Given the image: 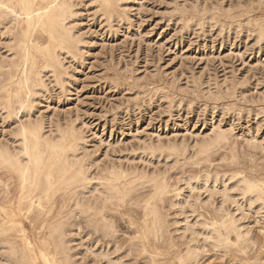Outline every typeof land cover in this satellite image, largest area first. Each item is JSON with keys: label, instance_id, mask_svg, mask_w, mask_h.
I'll use <instances>...</instances> for the list:
<instances>
[{"label": "rangeland", "instance_id": "obj_1", "mask_svg": "<svg viewBox=\"0 0 264 264\" xmlns=\"http://www.w3.org/2000/svg\"><path fill=\"white\" fill-rule=\"evenodd\" d=\"M69 2L77 51L59 56L58 77L37 59L42 81L36 74L34 91L10 105L24 25L0 15V148L16 150L29 120L45 138L73 127L87 180L56 193L47 215L34 207L8 218L1 209L14 208L18 178L0 165V225L16 227L0 242L17 241L19 228L42 240L61 215L71 264H264V0H120L110 20L95 0ZM33 39L46 44L44 33ZM216 130L221 142L201 155L196 143ZM247 180L262 200L240 190ZM111 185L134 192L109 201L101 193ZM1 243L0 264H12Z\"/></svg>", "mask_w": 264, "mask_h": 264}, {"label": "bare ground", "instance_id": "obj_2", "mask_svg": "<svg viewBox=\"0 0 264 264\" xmlns=\"http://www.w3.org/2000/svg\"><path fill=\"white\" fill-rule=\"evenodd\" d=\"M95 1H97V3H98L97 6L99 7L100 11L102 12V16L105 17L106 20H110L112 17H114L118 13L120 0H95ZM2 13H4V15L6 13H9V15L12 13H14L17 16L19 15V17H21V21L24 25L21 28L20 38L18 39V42H19L18 45L21 49L20 54L22 56V60H21V66H22L21 73L22 74H20L22 76L17 77V75H15L17 77V79L12 81L13 84H15L17 87L16 91L14 93L13 92L10 93L7 89L5 90V91H8L7 96H5V97H7L6 98L7 101L5 102V104L8 102V104L10 105V103H12V100L14 99V97H15V99L18 98L19 96L26 97L27 95L29 96V94L32 93V90L34 91V88L32 90H30L29 85L32 84L31 83L32 81H34V83H35L37 75H38V78L40 76L41 70L38 71V74L36 73L37 75L35 74V76H33V72L35 70L37 71V68L35 69V67L38 65L36 62L37 59L41 58L43 60L44 64L41 67L45 66V68H48L49 71H51L54 74L53 77L54 76L58 77V75H57L58 74V68H60L59 67V61H60L59 56H62L61 55L62 53H67V54H70L72 56L74 53L73 51L76 50L75 45H77V43H76L77 41L74 38L75 37L73 35L74 33H72L73 31L71 29V25L68 26L69 25L68 20L73 13L72 12V6L70 5L69 0H0V15ZM35 32H41V33H44L46 35V44L44 46H40L33 39V34ZM15 34H17V33H15ZM35 38H37V37H35ZM15 40H14V43H16ZM45 68H41V69H44V71H45ZM18 70H20V69H18ZM17 73H18V71H17ZM59 76H60V73H59ZM39 80L42 81V77L39 78ZM26 100H27V98H26ZM27 101H29V99ZM17 104H18V102H16V105ZM12 105L13 104H11V106ZM16 105H14V106H16ZM14 106H13V108H14ZM16 107H15V109H16ZM21 107H23V105H21ZM11 114H12V112H11ZM30 121L31 120L27 121V123H25V124L23 123L24 124L23 126H21L22 125L21 124L19 126V129L17 128L18 129V136H19L18 137L19 138V140H18L19 145H18V148L16 146V148H17L16 150L14 149V151H9L7 147L0 148V165L7 167L11 172L15 173L16 177L18 178V196L15 198V201L13 202L14 208L11 211L2 210L3 207L1 209V211H3V212H1V214L3 213L8 218L10 216H14L16 214L25 215V214L31 213L33 211L34 207L40 208L41 210L44 211V213L46 215L49 214L50 211L52 210V207L54 204L53 198L56 195V193H58L59 191L66 192V191H69V190L75 188L78 185V183H80L84 180V177H85L84 176L85 170H84L83 165H82L83 163L80 161L81 159L78 160L75 156L76 155L75 153L77 152L76 151V144L78 146L79 140H78V136L76 135V131L74 130V128L73 127H67V128L64 127L65 129L61 130V131H58L59 129H57L58 133L55 132L56 135L55 136L53 135L54 137L45 138V137H43L44 133L41 131L42 125L41 124L39 125L36 121L33 123ZM215 129H217V128H215ZM217 130H219V129H217ZM217 130L214 131L213 133H211L210 137L207 136L206 137V138H208L207 140L203 139V140H201L200 143H198V144L196 143V147L198 145V148H197L198 152L199 153L201 152L200 153L201 155H202V153L205 154L210 149V147L212 145L221 142V140L223 138V133H222V131H217ZM16 132H17V130H16ZM214 147H216V146H214ZM77 149H78V147H77ZM198 156H199V154H198ZM206 156H208V155L206 154ZM204 157H202V158H204ZM205 158H207V157H205ZM112 175H114V174H112ZM108 176L106 175V177H108ZM116 177H117V175H116ZM116 177H112L110 182H112V181L114 182L116 180L119 181L120 177L117 179H116ZM155 177H152V179L153 180L156 179ZM160 179H162V178L160 177ZM85 180H87V179H85ZM156 180L154 181L153 185L156 187L157 191H159V190H161L160 188L163 187V185H161L162 180H161V182L159 180L158 181H156ZM134 184H136V183H134ZM253 184L254 183H252V182L250 183L249 180H247V183H246V181H243V182H241V185L239 184V186L241 187L240 190H242L246 193L248 192L251 195L254 194L255 196L258 197L260 195L259 190H258L259 187L257 188ZM134 186L135 185H133V187L122 189V190H120L121 188L115 190L113 185H111V187L108 186L109 187L108 189H106L107 187L105 186L106 188L103 189V192L102 193L99 192V193H101L105 199L108 198V200L109 199L112 200L111 198H113L114 201L117 199L118 201L122 202L126 196H129L130 192L132 193V191L134 190ZM132 188H133V190L131 191ZM156 189H155V191L152 189V191L157 192ZM105 190L108 193H106ZM76 193H77L76 189H74V191H72L70 194L68 193L69 197L67 195H65V196H67L66 198L71 199L72 197H75ZM131 193H130V195H131ZM148 195H149V193H148ZM158 195H159V193H158ZM100 198H103V197L101 196ZM105 199H104V201H105ZM156 199H157V196H156ZM64 200L66 201L65 202L66 204L70 203L66 199H64ZM260 200H262V199H260ZM150 201H151V199H149V202ZM149 202H146L145 205L143 204V207L145 208V211L147 214H153V213L155 214L154 209H156V208L153 209V207H154L153 203H149ZM263 202H264V199H263ZM78 203H79V200L76 199L75 206L78 205ZM93 205H94V202H93ZM101 205H103V204H101ZM79 206H81V205H79ZM63 207L65 208V206H63ZM5 209H7V207ZM78 209H80V207ZM73 212H71V213H73ZM57 214H56V216H57ZM61 214H62V212H61ZM93 215H94V213H93ZM72 216H73V214H72ZM89 216H90V213H89L88 217ZM58 217L64 218L61 215ZM68 217L69 216H67V218ZM54 218H55V216H54ZM154 218L156 219V216L153 215V219ZM59 219H57V220H59ZM149 219H151V218H149ZM53 220H55V219H53ZM53 220L51 219V222L48 221V223L45 222V224H43V227L46 229V231H45L46 234H44V235H46V238L39 240V241H35V243H32L31 241L26 240L25 231L23 230V228H19L17 230V232L19 231V233L21 234V236L18 237V239H20V241L17 239V241H18L17 242L15 240L16 237H15V239H13V237L8 238V236L10 237V235H8L6 239L1 241L3 243L0 242L1 244H3L2 248L5 247V249H6V250L4 249L6 251L5 252L6 255L11 257L12 264H36L37 259H39V258H41L43 260V264H71L72 261H70V258L67 254L69 249L67 250V246L65 243L66 242L65 241V235H64L65 230L63 231V225L64 224L60 221L61 219L59 221L56 220V221L52 222ZM142 220H143V217H142ZM8 222H10V221H8ZM40 222H41V220H40ZM106 222H107V220H106ZM106 222H104V223H106ZM14 223H15L14 221H11L9 227H5V225H0V236L4 237V235H6L8 232L11 233L15 227ZM61 223L63 225H61ZM143 223H145V220ZM156 223L157 222H155V223L153 222V226L154 225L156 226ZM16 225H18V224H16ZM41 225L42 224L40 223V226ZM112 225H113V223H112ZM223 225H224V223H223ZM228 225L229 224H226L227 228H229ZM107 226H108V224H107ZM107 226H106V228H107ZM103 227H105V225ZM150 227H151V225H150ZM154 227H152V228L154 229ZM222 228H223L222 229L223 231H224V229H226L224 227H222ZM15 229H16V227H15ZM159 229H160V226H159ZM147 230L151 231V228L150 229L147 228ZM107 231H108V228H107ZM157 231L158 230H156V233H157ZM213 232H215V231H213ZM158 233H160V232H158ZM215 235H217V239H218V237H221L220 231L219 232L216 231ZM225 235H226V233H225ZM225 235L223 234L222 236H224V238H225ZM1 240H2V238H1ZM220 240H222V239H220ZM67 244H68V241H67ZM147 245H148V243H147ZM149 245H150V243H149ZM145 246H146V244H145Z\"/></svg>", "mask_w": 264, "mask_h": 264}]
</instances>
